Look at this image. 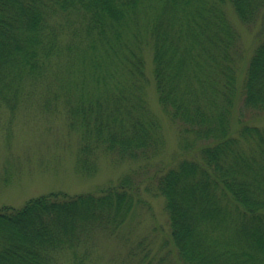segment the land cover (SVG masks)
<instances>
[{"label": "trees", "instance_id": "obj_1", "mask_svg": "<svg viewBox=\"0 0 264 264\" xmlns=\"http://www.w3.org/2000/svg\"><path fill=\"white\" fill-rule=\"evenodd\" d=\"M230 7L247 24L264 18V0H0V102L62 110L84 173L100 150L136 160L164 149L146 94L151 53L186 155L146 179L165 198L179 264H264V124L243 119L264 112V30L240 81ZM141 175L0 206V264H96L100 235L129 240Z\"/></svg>", "mask_w": 264, "mask_h": 264}, {"label": "rangeland", "instance_id": "obj_2", "mask_svg": "<svg viewBox=\"0 0 264 264\" xmlns=\"http://www.w3.org/2000/svg\"><path fill=\"white\" fill-rule=\"evenodd\" d=\"M230 16L241 35L243 56L237 61L241 81L249 57L263 35L264 18L260 16L256 22L247 24L231 7ZM147 54L149 82L146 94L153 113L163 124L166 145L162 152L135 160L121 159L115 153L100 150L96 154L95 173H84L77 167L79 132L69 128L62 110L43 111L30 101L11 112L0 102V206L21 207L29 198L52 191L73 194L96 189L116 182L132 170L139 173L141 170V178L145 180L157 169L168 167L186 155H178L181 152L178 146L181 125L159 102L152 75L151 53ZM244 115V120L264 124V112L245 109ZM148 183V180L142 183L146 202L139 206L135 218L122 229L131 231L127 237L129 240L116 235H100L99 248L95 251L96 264H179L171 242L165 243L170 233L165 198L154 183ZM141 240L145 241V251L149 252L142 263L144 250L138 248L133 253V248Z\"/></svg>", "mask_w": 264, "mask_h": 264}]
</instances>
